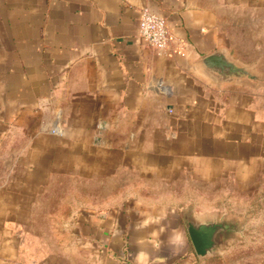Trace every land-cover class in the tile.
I'll use <instances>...</instances> for the list:
<instances>
[{
	"label": "crops",
	"instance_id": "0c3cea01",
	"mask_svg": "<svg viewBox=\"0 0 264 264\" xmlns=\"http://www.w3.org/2000/svg\"><path fill=\"white\" fill-rule=\"evenodd\" d=\"M145 6L168 21L165 49L139 34ZM216 50L263 81L212 80L199 62ZM33 117L42 127L20 123ZM27 129L39 140L20 180L37 199L47 176H136L143 189L48 222L0 186V264L208 262L184 208L214 197L195 212L221 214L219 198L264 176V0H0V160Z\"/></svg>",
	"mask_w": 264,
	"mask_h": 264
},
{
	"label": "rangeland",
	"instance_id": "374dc122",
	"mask_svg": "<svg viewBox=\"0 0 264 264\" xmlns=\"http://www.w3.org/2000/svg\"><path fill=\"white\" fill-rule=\"evenodd\" d=\"M20 123L25 124L27 128H32L36 124L42 127L40 117H33ZM37 136L34 131L27 129L15 132L10 137L11 147L5 148L4 158L0 160V186H8L9 189H15L19 194L25 195L23 198L25 204L45 206L42 208L46 211L42 213V220L65 222L70 218L74 206L80 208L92 205L95 208H109L121 204L122 199H128L122 195L143 189V182L140 178L136 179V176H105L111 192H108V184L105 186L101 176H51V179L47 176L46 179H42L43 196L37 199L32 196L36 189L38 190V187L34 186L36 183L20 180V177L31 172L34 165L29 159L23 164V147L25 143L28 147V142L31 141L33 145L34 141L39 140ZM228 193L230 194L219 198L217 208L223 209L228 204L223 213L228 212V215L235 218L238 223L243 222L245 214L250 212L246 236L235 235L221 255L208 258L209 261L203 264H264V176H258L255 183L245 192L236 193L230 190ZM193 199L196 200L195 204L193 202L187 207H193L194 210L195 205L197 209H204L206 201L214 205L216 200L214 197L199 196ZM53 231L54 229H47L46 233L52 234Z\"/></svg>",
	"mask_w": 264,
	"mask_h": 264
},
{
	"label": "water",
	"instance_id": "95a60500",
	"mask_svg": "<svg viewBox=\"0 0 264 264\" xmlns=\"http://www.w3.org/2000/svg\"><path fill=\"white\" fill-rule=\"evenodd\" d=\"M199 66L204 74L216 82L263 81L247 66L233 61L223 50H216L205 55L201 58ZM102 126L103 122L100 123V127ZM249 213L245 214L243 222L238 223L235 218L228 215V212L201 216L195 212L193 207L184 208V226L197 257L205 260L219 256L235 235L245 237Z\"/></svg>",
	"mask_w": 264,
	"mask_h": 264
},
{
	"label": "built area",
	"instance_id": "2783aa9c",
	"mask_svg": "<svg viewBox=\"0 0 264 264\" xmlns=\"http://www.w3.org/2000/svg\"><path fill=\"white\" fill-rule=\"evenodd\" d=\"M139 34L145 42L158 49L167 48L171 38L167 19L146 6L141 9Z\"/></svg>",
	"mask_w": 264,
	"mask_h": 264
}]
</instances>
